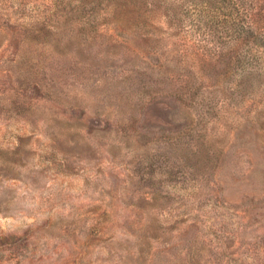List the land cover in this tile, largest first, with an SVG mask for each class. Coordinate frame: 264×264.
<instances>
[{"label": "rangeland", "instance_id": "obj_1", "mask_svg": "<svg viewBox=\"0 0 264 264\" xmlns=\"http://www.w3.org/2000/svg\"><path fill=\"white\" fill-rule=\"evenodd\" d=\"M0 0V264H264V0Z\"/></svg>", "mask_w": 264, "mask_h": 264}, {"label": "trees", "instance_id": "obj_2", "mask_svg": "<svg viewBox=\"0 0 264 264\" xmlns=\"http://www.w3.org/2000/svg\"><path fill=\"white\" fill-rule=\"evenodd\" d=\"M98 0H68V2L70 4H72L73 2H76L77 5V9L73 8L71 10H68L66 12V15H69V16H74V15H78V16H84V15H87L86 12H84V8L87 4H90V3H94ZM110 2L111 1H114V2H121L122 4H130V3H135L136 4V0H109Z\"/></svg>", "mask_w": 264, "mask_h": 264}]
</instances>
